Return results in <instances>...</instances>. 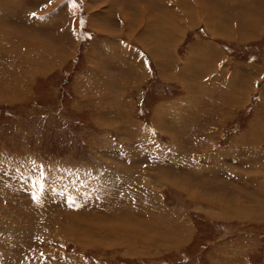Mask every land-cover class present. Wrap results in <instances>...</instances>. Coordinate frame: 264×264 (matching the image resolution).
<instances>
[{"label": "rangeland", "instance_id": "obj_1", "mask_svg": "<svg viewBox=\"0 0 264 264\" xmlns=\"http://www.w3.org/2000/svg\"><path fill=\"white\" fill-rule=\"evenodd\" d=\"M183 2L0 1V264H264V0Z\"/></svg>", "mask_w": 264, "mask_h": 264}, {"label": "bare ground", "instance_id": "obj_2", "mask_svg": "<svg viewBox=\"0 0 264 264\" xmlns=\"http://www.w3.org/2000/svg\"><path fill=\"white\" fill-rule=\"evenodd\" d=\"M1 1V0H0ZM8 1V0H7ZM161 1V0H160ZM190 1H192V3H190ZM184 0V2H183V4H184V7L186 8V9H188V11L190 12V14L192 15V16H195V13L193 12L194 11V9L192 8V6H194L195 7V9H196V11L197 10H199V9H202L203 11H206L207 12V9H208V5H199V4H197L196 2H195V0ZM165 2V1H164ZM209 2V1H208ZM244 2H245V0H244ZM178 3V2H177ZM180 3V2H179ZM201 3V2H200ZM182 4V5H183ZM227 4V3H226ZM247 4H248V1H247ZM190 5H192L191 6V8H190ZM8 7V6H7ZM246 7V6H245ZM249 7V6H248ZM251 7V6H250ZM168 8V9H167ZM183 7H181V6H177V4H167L166 5V3L165 4H162V9H163V15L165 16V15H167L168 14V11H169V9L172 11V12H176V13H179V14H183V9H182ZM241 8V7H240ZM246 9H248V8H246ZM170 11V12H171ZM200 11V10H199ZM249 11V10H248ZM246 12V11H245ZM252 12V11H251ZM188 13V12H187ZM169 15V14H168ZM173 16V15H172ZM181 17H182V15H180ZM187 16V15H186ZM158 18V17H157ZM170 18V17H169ZM173 18V17H172ZM175 19H176V14H175ZM177 19H178V17H177ZM244 19V17L243 16H241V20H243ZM170 20V19H169ZM196 20H198L197 18H196ZM175 21V20H174ZM181 21H182V19H181ZM184 21H186V18L184 19ZM251 20L250 19H245V20H243V22L244 23H248V22H250ZM188 22V21H187ZM186 22V23H187ZM190 22V21H189ZM188 22V23H189ZM213 22L214 23H208V25L209 26H212V24H213V26L215 25V21L213 20ZM252 23H253V21H251ZM156 23V22H155ZM178 23V22H177ZM187 23V24H188ZM250 24V23H249ZM136 25V24H135ZM161 25V24H160ZM162 27H164V25H161ZM175 26V25H174ZM180 26V25H179ZM158 27V26H157ZM244 27V26H243ZM175 28H176V26H175ZM182 28V27H181ZM154 29V28H153ZM221 29H223V28H221ZM133 30V29H132ZM165 30V29H164ZM178 30V29H177ZM162 31H163V28H162ZM170 31V30H169ZM178 32V31H177ZM156 34V33H155ZM170 34L172 35V32L170 31ZM175 36V35H174ZM153 37V36H152ZM157 37V35H154V38H156ZM169 39V38H168ZM176 40V39H175ZM154 42H155V40H154ZM109 45V44H108ZM209 48V47H208ZM128 50V49H127ZM163 50V49H162ZM211 51V50H210ZM214 51V50H213ZM218 52V51H217ZM38 53V52H37ZM210 55H211V53H210ZM186 70V69H185ZM247 147V146H246ZM245 148V147H244ZM250 148V147H249ZM240 149V148H239ZM240 150H242V149H240ZM249 150V149H248ZM248 152V151H247ZM255 152V151H254ZM259 152V151H258ZM236 154V153H235ZM258 154V153H257ZM261 154V153H260ZM246 155H248V154H246ZM250 155V154H249ZM255 157V156H254ZM231 178V177H230ZM206 179V178H205ZM207 197V196H206ZM212 198V197H211ZM213 204V203H212ZM107 228V227H106ZM101 230H103V229H101ZM108 231H109V229H108ZM112 231V230H111Z\"/></svg>", "mask_w": 264, "mask_h": 264}, {"label": "crops", "instance_id": "obj_3", "mask_svg": "<svg viewBox=\"0 0 264 264\" xmlns=\"http://www.w3.org/2000/svg\"><path fill=\"white\" fill-rule=\"evenodd\" d=\"M264 10V9H263ZM262 11V10H261ZM264 17V16H263ZM261 26H262V28H264V20L262 21V24H261ZM149 61H151V60H148L147 62H146V66L148 67L150 64H148V62ZM152 62V61H151ZM147 67H146V70H147ZM147 72V71H146ZM160 77H161V75H160ZM162 78V77H161ZM228 109H230V107L228 108ZM212 110H215V109H212ZM216 111V110H215ZM220 114V113H219ZM222 115V114H221Z\"/></svg>", "mask_w": 264, "mask_h": 264}, {"label": "snow or ice", "instance_id": "obj_4", "mask_svg": "<svg viewBox=\"0 0 264 264\" xmlns=\"http://www.w3.org/2000/svg\"><path fill=\"white\" fill-rule=\"evenodd\" d=\"M32 15H33V16H35L36 14H35V13H33Z\"/></svg>", "mask_w": 264, "mask_h": 264}]
</instances>
